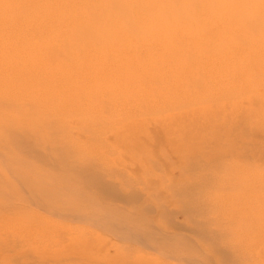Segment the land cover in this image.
Wrapping results in <instances>:
<instances>
[{"label":"bare ground","instance_id":"1","mask_svg":"<svg viewBox=\"0 0 264 264\" xmlns=\"http://www.w3.org/2000/svg\"><path fill=\"white\" fill-rule=\"evenodd\" d=\"M200 88L209 94L194 97L191 104L222 101L231 113L260 99V121L264 119V0H0V137L10 136L1 138L7 147L12 139L30 144L68 169L72 154L73 160L87 158L84 146L71 139L74 131L93 129L104 117L109 125L119 111L136 110L141 98L150 108L156 100V113L176 112L183 105L181 95L189 99ZM113 100H118L116 106L109 104ZM231 116L213 121L224 125ZM155 121L165 122L159 116ZM243 164L245 159H229V169L219 177L229 186V177L237 175L232 192L248 183ZM20 171L18 175L25 173ZM42 189L52 199L53 187ZM260 190L264 232V174ZM217 197L215 208L221 206ZM63 203L64 210L83 211L75 199L65 197ZM10 210L7 217L0 215V226L9 234L0 231V236H13V255L19 259L24 239L17 232L23 228L17 207ZM40 226L50 232L46 237L41 227L30 229L34 241L53 243L54 249H46L44 257V250L37 249L42 257L34 253V259L75 256L71 227L47 221ZM0 242V250L7 248Z\"/></svg>","mask_w":264,"mask_h":264},{"label":"rangeland","instance_id":"2","mask_svg":"<svg viewBox=\"0 0 264 264\" xmlns=\"http://www.w3.org/2000/svg\"><path fill=\"white\" fill-rule=\"evenodd\" d=\"M207 94L200 88L189 99L181 95L183 105L172 113H156L152 110L158 108L156 100L150 108L141 98L136 110L119 111L109 125L104 117L93 129L74 131L71 139L84 146L87 158L73 160L70 154L68 169L60 161L45 158L32 145L13 139L8 147L14 153H8V144L1 138L10 136L3 133L0 215L7 217L10 209L17 207L23 228L17 235L24 242L17 259L12 250L13 236H0L7 245L0 250V264L5 258L7 264H55L61 260L70 264H264L260 194L264 119L260 121V99L241 101L243 106L231 112L233 120L221 125L214 118L231 114L222 101L210 106L201 101L190 103L194 97L201 99ZM253 101L256 106H251ZM117 102L109 104L116 106ZM195 110L197 114L192 116ZM156 116L165 122H156ZM3 156L12 159V164ZM229 159H245L243 178L248 183L242 191L232 192L237 175L229 177V186L219 181L225 168L229 169ZM18 160L24 163L23 168ZM24 167H29L28 172ZM18 168L25 173L18 175ZM28 176L34 182H28ZM23 177H28L25 185ZM42 182L53 187L52 199H47ZM218 184L220 192L215 189ZM215 195L221 202L219 209L212 202ZM65 197L83 204V211L64 210ZM42 221L72 228L75 239L71 251L75 256L34 259L40 256L37 249L44 250L43 257L54 249L53 243L36 244L29 231L41 227ZM41 229L47 237L50 230ZM0 231L9 234L2 226Z\"/></svg>","mask_w":264,"mask_h":264}]
</instances>
